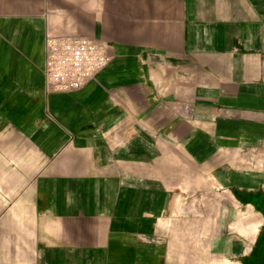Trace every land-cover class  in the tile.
<instances>
[{"label": "crops", "instance_id": "1", "mask_svg": "<svg viewBox=\"0 0 264 264\" xmlns=\"http://www.w3.org/2000/svg\"><path fill=\"white\" fill-rule=\"evenodd\" d=\"M47 34L108 44L48 90ZM0 264H243L264 194V0H0ZM7 200V201H6Z\"/></svg>", "mask_w": 264, "mask_h": 264}, {"label": "built area", "instance_id": "2", "mask_svg": "<svg viewBox=\"0 0 264 264\" xmlns=\"http://www.w3.org/2000/svg\"><path fill=\"white\" fill-rule=\"evenodd\" d=\"M111 60L106 42L79 34H47L44 74L53 92H72L97 80Z\"/></svg>", "mask_w": 264, "mask_h": 264}, {"label": "flooded vegetation", "instance_id": "3", "mask_svg": "<svg viewBox=\"0 0 264 264\" xmlns=\"http://www.w3.org/2000/svg\"><path fill=\"white\" fill-rule=\"evenodd\" d=\"M245 199L250 200L259 208L263 223L258 231L251 253L243 257V264H264V194L259 192L248 193L245 195Z\"/></svg>", "mask_w": 264, "mask_h": 264}, {"label": "rangeland", "instance_id": "4", "mask_svg": "<svg viewBox=\"0 0 264 264\" xmlns=\"http://www.w3.org/2000/svg\"><path fill=\"white\" fill-rule=\"evenodd\" d=\"M8 187L9 184H0V192L7 190ZM231 219H235L236 222L241 221L242 223L250 224L254 232H257V234L263 223L262 215L249 209L248 207L243 208L241 215H232Z\"/></svg>", "mask_w": 264, "mask_h": 264}]
</instances>
